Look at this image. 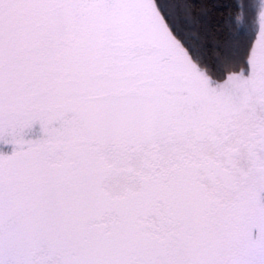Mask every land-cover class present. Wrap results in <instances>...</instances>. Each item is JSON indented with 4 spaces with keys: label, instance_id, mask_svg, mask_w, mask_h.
Segmentation results:
<instances>
[{
    "label": "snow or ice",
    "instance_id": "6c2138e0",
    "mask_svg": "<svg viewBox=\"0 0 264 264\" xmlns=\"http://www.w3.org/2000/svg\"><path fill=\"white\" fill-rule=\"evenodd\" d=\"M0 264H264V0H0Z\"/></svg>",
    "mask_w": 264,
    "mask_h": 264
}]
</instances>
